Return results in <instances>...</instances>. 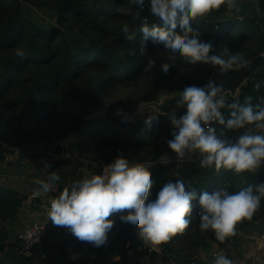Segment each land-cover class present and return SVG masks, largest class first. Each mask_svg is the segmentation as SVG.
<instances>
[{"label": "trees", "instance_id": "obj_1", "mask_svg": "<svg viewBox=\"0 0 264 264\" xmlns=\"http://www.w3.org/2000/svg\"><path fill=\"white\" fill-rule=\"evenodd\" d=\"M258 4L264 12V0H258ZM26 7L48 12L54 24L33 23L25 16ZM144 7L148 8L147 0ZM138 11L140 18H135ZM239 17L221 5L206 17L192 21V26L199 31L201 40L212 42L214 54L225 58L238 54L247 63L264 53V34L256 19L242 17L240 20ZM142 21L139 6L127 0H113L110 4L97 0H0V164L5 160L7 149L17 148L22 143L23 149L32 145L39 149L37 140L66 139L73 133L76 151L68 145L65 155L61 147L56 146L50 152L45 145V151L51 156L41 158L43 162L47 160L43 169L52 162L45 173L57 172L64 179V168L74 164L77 170L82 166V158L90 157L87 152L93 150L100 156L97 160L105 164L121 157L128 165H147L144 171L154 181L150 199H155L160 187L169 180L183 179L197 191L226 186L233 192L264 182V172L234 174L224 169L216 172L201 168L197 158L164 164L161 159L172 154L166 142L172 138L173 131L166 116L148 110L141 118L130 121L110 114L119 110L132 115L141 105L155 102L159 93L178 92L188 86L202 87L212 72L218 70L187 60H179L171 66L169 57L158 53L150 43L144 45L141 53L139 28ZM147 24L149 28L162 31L152 15L148 16ZM125 25L130 29L128 33L123 31ZM132 34H136L135 39L128 40L126 37ZM17 48L27 52L25 59L15 56ZM149 63L155 66L151 75L144 72ZM237 66L240 65L233 67ZM162 68H172L167 80L160 78ZM257 84H260L259 89ZM127 88H133V95L111 102L106 111L105 102L117 91ZM247 97L252 98L253 104L264 97V70L246 82L235 99L228 97L226 104L243 105ZM222 111L227 119L230 110ZM149 120L157 121L158 126L146 131L144 124ZM215 127L219 132L223 126ZM245 131L247 128L230 130L225 135L235 139ZM105 164H98L93 173L101 174ZM83 178L80 172L78 180ZM60 192L59 186L53 196ZM26 200L23 194L0 188V264L167 262L173 252L208 249L211 244L226 251L234 246L238 233L251 230L264 218L262 199L251 220H241L236 235L221 243L211 231L199 229V208L194 206L192 224L184 233L162 242L160 253L150 251L135 233L120 228L118 221L113 222L115 231L108 244L99 248L79 241L66 228L49 221L44 237L34 246L31 256L22 257L17 253L19 239L11 237L7 224L17 219ZM34 201L39 202L40 198Z\"/></svg>", "mask_w": 264, "mask_h": 264}, {"label": "clouds", "instance_id": "obj_2", "mask_svg": "<svg viewBox=\"0 0 264 264\" xmlns=\"http://www.w3.org/2000/svg\"><path fill=\"white\" fill-rule=\"evenodd\" d=\"M145 2L133 0L141 11ZM147 5L162 31L149 28L146 18L142 21L139 28L141 53L144 45L150 43L158 53L169 57L171 66L179 60L200 62L218 68L222 74L234 65L246 63L238 54L227 58L214 54L212 42L201 40L199 31L192 26V21L206 17L221 5L235 8L237 0H147ZM135 18H140L139 11ZM123 31L128 33L130 29L125 25ZM135 36L126 38L134 40ZM15 56L25 59L27 52L17 48ZM154 71L151 63L144 69L149 75ZM171 71L172 68H162L160 78L167 80ZM256 88L259 89L260 84ZM223 93V87L213 81L204 87L188 86L178 91L176 108H185V113L179 118L175 109L167 114L173 128L167 147L177 161L188 153H197L201 157L200 167L216 172L224 169L241 174L259 170L264 165V97L258 98L255 104L251 97H247L243 105L226 104ZM225 108L230 110L227 119L222 111ZM215 125L223 127L218 132ZM154 126H158L155 120L144 124L146 131ZM245 128L247 131L235 139L225 135L226 131ZM105 168L106 174L74 181L52 198L47 208L48 220L54 226L66 228L79 241L97 248L108 244L115 231L114 221H118L120 228L135 233L146 245L166 242L189 228L194 219V206L199 208V229L211 231L216 240L223 243L236 235L238 222L251 220L264 199V182L235 192L226 186L197 191L183 179L164 183L155 199H150L154 181L144 170L130 171L127 161L121 157ZM60 179L57 172H52L47 181H34L38 185L37 194L50 192ZM214 264L233 262L221 253Z\"/></svg>", "mask_w": 264, "mask_h": 264}, {"label": "rangeland", "instance_id": "obj_3", "mask_svg": "<svg viewBox=\"0 0 264 264\" xmlns=\"http://www.w3.org/2000/svg\"><path fill=\"white\" fill-rule=\"evenodd\" d=\"M101 3H112L113 0H97ZM131 5L133 4V0H127ZM135 5V4H133ZM27 11L25 13V16L30 19L33 23L42 24L46 22L47 24H54L52 17L48 12H45L43 10H33L27 8ZM230 13L233 14V16L239 17L238 19L243 18H252L256 19L257 23L259 24V27L261 31L264 34V12H261L259 9L258 0H244L242 3L237 5L235 8H232L230 10ZM142 17V15H141ZM148 20V17H147ZM133 95V88H127L122 89L120 91H117L114 94V97L110 101H106V111H109L108 105L112 102H117L121 100H126L130 96ZM178 95V92H162L159 93L157 96V100L151 104V105H141L140 108L135 111L132 115H126L123 113L118 114L117 111L109 112L112 114V116H120L121 118L125 120H137L142 117V115L145 113V111L152 110L155 113H157L156 106L165 104L167 100H170ZM229 96H225V101ZM168 119V115H166ZM169 120V119H168ZM45 137V136H44ZM39 141V142H38ZM36 143L41 144L44 146H47L48 150L51 152L56 146H59L62 148L63 154L66 155V148L68 145H72L74 150L76 151V137L73 133H70L66 139H53L49 140L46 138H42L40 140H37ZM24 144H19L17 148L13 149H7L8 152L6 154L5 160L3 163L0 164V188L4 189H12L20 194H23L26 197V202L24 203V208H22V212L17 217V219L13 222H9L7 224L11 237L13 239L18 238V236L21 234V232L26 228V226L29 224L32 218L35 217L36 211L40 208L41 210L43 208H48L49 201L54 198L53 196L56 193V188L61 187V191L64 188H68L71 186V184L74 181L78 180V175L81 172V174L84 177H89L91 175H95L93 173V168L98 166V164L103 165L105 162H99L101 160H97L100 158L99 154L96 153V151H90L87 152L88 154H91L90 157L84 156L82 158V166H80L77 170L75 168L74 164L69 165L68 167L64 168V179H60L59 182H56L52 190L48 193H40L37 194L38 191V185L34 183L36 180H43L47 181L48 176L50 174L45 173L46 167L43 169V164L46 163L47 160L44 162L41 160L43 156H39L36 154H32L33 150L31 151H24L26 149H23L22 147ZM52 155H54L52 153ZM96 158V159H95ZM193 158L201 159V157L197 153H188L182 160L177 161L175 154L172 153L168 157H163L161 159V162L166 164L169 161H174L177 163H181L185 160H190ZM91 163V164H90ZM107 163V162H106ZM50 167L52 162L47 163ZM90 165L92 167L91 170H88L86 166L84 165ZM107 165V164H106ZM85 166V167H84ZM105 166V165H104ZM103 166V167H104ZM134 168L131 171L135 170H144L148 166L147 165H135L132 164ZM254 172V171H252ZM257 173L264 172V165L261 166L259 170H255ZM57 194V193H56ZM60 194V193H59ZM58 194V195H59ZM39 197L40 201L35 202L34 200ZM40 203V204H39ZM40 210V212H41ZM241 221L236 224V229H239L241 226ZM264 228V218L261 222L254 225V228L247 229L245 231H241V233L237 234V241L234 243H237L238 245L232 246L225 250H220L215 245H210L208 249L203 248H196L195 250L190 251H179V252H173L171 256H169V260L167 262H164L162 260H159L155 264H214L215 258L217 255L223 253L227 258L232 260L233 264L239 260H242L244 258L252 259L251 262L248 264H253V259H255L256 264H264V251H261L257 248V243L254 245V242L252 243L251 239L249 237H252V235L258 236L262 229ZM246 237L244 238V236ZM247 244L249 243V247L245 251H240L239 248L242 247L241 244ZM161 244V243H160ZM157 246L156 251L160 253L162 246ZM233 244V243H232ZM252 245V248L250 249V245ZM250 249V250H249Z\"/></svg>", "mask_w": 264, "mask_h": 264}, {"label": "built area", "instance_id": "obj_4", "mask_svg": "<svg viewBox=\"0 0 264 264\" xmlns=\"http://www.w3.org/2000/svg\"><path fill=\"white\" fill-rule=\"evenodd\" d=\"M244 0H237V5L242 3ZM257 1V0H254ZM231 10V9H229ZM141 11V10H140ZM142 20L146 18L149 15H151L149 9L143 7V10L141 11ZM264 55V54H263ZM39 149H36L33 145L31 148H27L24 151H31L33 150V154L38 153L39 156H43L44 159L51 156L50 152L45 151V148L43 145H38ZM112 162H107L106 164H110ZM102 168L101 174H106V165ZM129 169L132 165H128ZM39 210L36 211L35 217L31 219L29 224L26 226V228L21 232V234L18 236L19 239V248L17 250V253L19 256L27 257L31 256V251L34 248L35 245L39 244L42 238L45 235V231L47 228V224L49 222L48 216H47V208H43L40 212ZM257 248L261 251H264V228L262 229L261 233L257 236ZM158 245H147V247L150 249V251H156V247ZM234 264H248L247 260H241L237 261Z\"/></svg>", "mask_w": 264, "mask_h": 264}, {"label": "water", "instance_id": "obj_5", "mask_svg": "<svg viewBox=\"0 0 264 264\" xmlns=\"http://www.w3.org/2000/svg\"><path fill=\"white\" fill-rule=\"evenodd\" d=\"M262 70H264V55L260 54L243 65L233 67L226 73L222 74L219 72V70H214L210 76L209 81H213L217 85L222 86L224 89V96L228 95L230 98L235 99L237 97L239 89L246 82H248L257 72ZM177 100L178 97H174L170 100H167L165 104L156 106L157 114L166 116L170 111L175 109V114L177 118L184 115L185 108H176ZM153 103L144 105H151Z\"/></svg>", "mask_w": 264, "mask_h": 264}, {"label": "crops", "instance_id": "obj_6", "mask_svg": "<svg viewBox=\"0 0 264 264\" xmlns=\"http://www.w3.org/2000/svg\"><path fill=\"white\" fill-rule=\"evenodd\" d=\"M254 172H255V171H254ZM23 208H24V207H23ZM21 212H22V211H20V213H21ZM19 215H20V214H19ZM245 237H246V235L244 236V238H245ZM249 238L251 239L252 243L254 242V245H256V243H257V239H256L257 236L254 237V236L252 235V237H249ZM248 244H249V243H247V244H243V243H242V244H241L242 247H240L239 250H240L241 252L247 250L248 247H249ZM236 245H238V244L235 243L234 246H236ZM252 245H253V244L250 245V249L252 248ZM230 247H232V246H229V248H230ZM250 249H249V250H250ZM248 257H250V256H248ZM248 257H247V258H244V259H248ZM248 260H249V262L252 261V259H250V258H249ZM254 261H255V259H253V264H256Z\"/></svg>", "mask_w": 264, "mask_h": 264}]
</instances>
